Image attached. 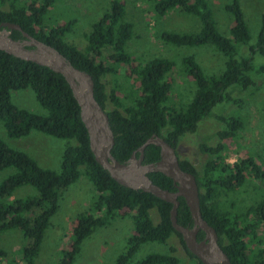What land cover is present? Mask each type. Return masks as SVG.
Instances as JSON below:
<instances>
[{"label": "trees", "instance_id": "trees-1", "mask_svg": "<svg viewBox=\"0 0 264 264\" xmlns=\"http://www.w3.org/2000/svg\"><path fill=\"white\" fill-rule=\"evenodd\" d=\"M54 0H0V22L17 23L34 38L57 49L74 67L88 73L93 80V96L106 112L113 133L111 154L119 161H126L151 134L164 138L176 146L179 137L192 132L197 122L210 113L214 106L229 97L228 88L245 89L253 83L251 74L264 75V62L254 65L252 53L264 56V13L254 43L248 46L249 55L241 54L238 44L246 43L250 34L237 0L225 5L232 25L227 34L217 31L206 0H152L156 15L169 10L196 16L200 28L194 33L162 31L159 36L164 43L176 46L211 44L224 58V67L218 74L206 75L193 56L181 58L184 73L194 84L193 96L184 107L176 109L169 104L172 83L168 79L173 61L154 56L145 62H135L124 50L132 34V25L123 19L121 2L112 0L109 9L91 24L83 50L66 42L63 36L70 30L72 20L49 25L45 14ZM9 37L22 39L19 31L11 30ZM104 48L110 52L103 55ZM104 56V58H103ZM126 64L128 75L136 84L127 102L117 93V86L106 89L102 79L115 74L116 64ZM29 88L45 115L33 113L12 103L10 92ZM224 128L217 130L214 145L200 144L199 149L207 155L200 173L184 159H179L182 169L191 172L198 187L199 207L202 218L216 231L218 244L232 264H264V196L250 204L234 208L224 206L220 194L235 192L248 174L264 182V170L254 159L245 156L232 163L221 160L222 140L235 135L241 121L232 116L221 117ZM0 122L5 134L11 138L24 136L31 130L57 138L73 140L62 153L57 171L42 168L25 152L12 148L0 139V170L12 167L0 182V200L22 185L34 188L36 194L0 201V231L16 229L26 242L21 247V260L32 264L51 216L57 209L60 192L83 175L94 190L88 210L77 215L71 228L72 240L68 248L61 250L56 264H71L80 250L82 241L96 228L106 226L118 212L130 215L132 231L126 238L124 251L112 264H126L139 245L145 242L164 243L175 233L188 259L182 262L169 253H148L135 264H203L184 245L180 234L173 230L169 221L171 204L149 192L118 184L93 157L88 145L86 129L79 117V108L64 77L46 66L23 60L0 50ZM138 155V152H135ZM159 148L148 144L143 151L142 163L158 159ZM156 185L174 190L169 177L160 172L147 173ZM177 223L190 227L192 220L181 196L177 197ZM226 204V205H228ZM153 208L158 220L154 224L149 216ZM203 232L196 233L197 240ZM253 245V246H252ZM7 253L0 248V260Z\"/></svg>", "mask_w": 264, "mask_h": 264}, {"label": "rangeland", "instance_id": "rangeland-1", "mask_svg": "<svg viewBox=\"0 0 264 264\" xmlns=\"http://www.w3.org/2000/svg\"><path fill=\"white\" fill-rule=\"evenodd\" d=\"M112 0H54L45 14V22L49 25L62 24L72 20L70 30L63 39L83 50L86 46V35L102 13L106 12ZM124 9L123 19L132 25V34L124 45L125 52L135 62H145L151 57L161 56L173 61V70L168 79L172 83L169 104L176 109L184 107L193 96L194 84L192 79L184 73L180 64L181 58L191 55L200 65L206 75L218 74L224 67V58L211 44L197 46H176L164 43L159 34L162 31L175 33H194L200 28V21L196 16L169 10L163 15H156L152 0H117ZM231 0H206L211 11L214 25L218 32L227 34L232 25L230 14L225 5ZM245 18L249 40L238 44L237 49L243 55H249L248 46L255 41L260 25L261 14L264 13V0H237ZM104 48L103 55L109 53ZM252 61L256 64L264 62V56L252 53ZM104 58V56H103ZM128 66L116 64L115 74L102 77L106 89L117 86V93L127 102L134 93L136 84L127 77ZM253 83L245 89L230 86L227 90L229 97L218 103L197 122L192 132L183 133L175 146L178 159L190 162L196 172L200 173L207 155L199 149L200 144L214 145L217 142L215 132L224 128V121L219 118L232 116L241 121V127L230 138L223 139V149L219 152L221 160L232 163L237 159L250 156L264 170V75L251 74ZM13 104L33 113L45 115L46 111L37 103L29 88L17 89L10 92ZM0 139L12 148L21 150L35 160L38 166L57 171L61 153L67 144L73 140L57 138L42 132L31 130L24 136L8 137L0 122ZM12 167L0 170V182L13 172ZM36 192L29 185L15 188L11 194L0 200L9 203L13 199L33 196ZM95 193L92 185L83 176L60 192L57 209L51 216L49 225L45 228L37 255L32 264H56L61 256V250L69 247L72 234L71 228L78 214L88 210ZM264 196V182L248 174L242 186L235 192L220 194L218 200L226 207L233 201L234 208L244 207L254 200ZM228 204V205H226ZM152 222L158 220L153 208L148 211ZM132 231L130 215L121 211L103 227L96 228L80 246L79 252L71 264H112L114 259L124 251L126 238ZM259 231L264 234V229ZM26 242L16 229L0 231V248L7 253L0 264H24L21 260V247ZM253 246V245H252ZM148 253H171L182 262L188 256L179 241V237L172 233L164 243L145 242L139 245L126 264L135 262Z\"/></svg>", "mask_w": 264, "mask_h": 264}, {"label": "water", "instance_id": "water-1", "mask_svg": "<svg viewBox=\"0 0 264 264\" xmlns=\"http://www.w3.org/2000/svg\"><path fill=\"white\" fill-rule=\"evenodd\" d=\"M11 30L19 31L22 39L9 37ZM0 50L61 74L78 104L79 117L86 129L94 160L118 184L149 192L169 202L171 227L180 234L185 247L203 264H232L218 244L215 229L201 216L195 176L180 167L174 146L153 133L132 151L126 161H117L111 154L113 133L107 114L93 96V80L88 73L74 67L57 49L34 38L17 23L0 22ZM148 144L159 148V156L154 162L142 163L143 151ZM135 152H138L137 156ZM149 172H160L169 177L175 189L169 190L154 184L147 176ZM178 196L183 198L189 210L192 220L190 227L177 223ZM199 230L203 232V237L197 240L196 233Z\"/></svg>", "mask_w": 264, "mask_h": 264}]
</instances>
